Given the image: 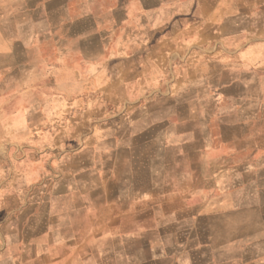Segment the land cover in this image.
Returning a JSON list of instances; mask_svg holds the SVG:
<instances>
[{
  "label": "crops",
  "instance_id": "obj_1",
  "mask_svg": "<svg viewBox=\"0 0 264 264\" xmlns=\"http://www.w3.org/2000/svg\"><path fill=\"white\" fill-rule=\"evenodd\" d=\"M0 264H264V0H0Z\"/></svg>",
  "mask_w": 264,
  "mask_h": 264
}]
</instances>
